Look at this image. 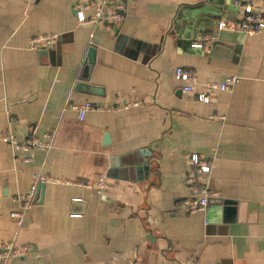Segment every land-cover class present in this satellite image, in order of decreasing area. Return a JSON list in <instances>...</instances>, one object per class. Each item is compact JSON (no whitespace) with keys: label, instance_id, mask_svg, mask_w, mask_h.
<instances>
[{"label":"crops","instance_id":"obj_1","mask_svg":"<svg viewBox=\"0 0 264 264\" xmlns=\"http://www.w3.org/2000/svg\"><path fill=\"white\" fill-rule=\"evenodd\" d=\"M238 1L264 10L130 0L121 25L94 28L77 0H0V243L30 247L10 264H264V33L218 30L238 21ZM231 76L230 91L209 89ZM84 103L103 111L81 120L70 107ZM4 134L46 147L17 150ZM193 155L213 163L221 202L189 214ZM143 158L147 173L134 167ZM113 159L119 179L107 177ZM37 176L47 180L19 225L11 213Z\"/></svg>","mask_w":264,"mask_h":264},{"label":"built area","instance_id":"obj_2","mask_svg":"<svg viewBox=\"0 0 264 264\" xmlns=\"http://www.w3.org/2000/svg\"><path fill=\"white\" fill-rule=\"evenodd\" d=\"M130 0H77L75 10L77 12L79 21L83 25H92L94 28L99 26H107L111 28L114 25H121L126 17L127 4ZM236 6L240 10V18L237 22L229 24L222 21L218 25L219 31H230L235 33H241L246 36H256L264 33V10H255L251 5L236 2ZM86 10H92L93 15L87 17ZM59 37L56 35L46 36L38 39H34L32 47L51 46L58 42ZM196 46H201L197 43ZM175 77L179 81L185 83H191L196 81L194 74L184 71L182 68H177ZM241 81L240 77L231 76L228 77L223 83H211L209 89L212 91L228 92L234 88ZM182 92L189 95L193 92V88L185 86ZM213 96L201 94L197 96V100L201 103H210ZM138 104H136L137 106ZM74 112L78 114L79 119L83 120L89 112L103 111L101 107L92 105L91 103H84L81 105H71L70 107ZM2 140L9 144L11 147L21 149H35L40 150L44 147L40 142L26 141L20 143V141L12 134H4ZM190 166L193 169V174L187 178V184L191 188L192 196L186 201H182L181 207L186 208L189 214H195L200 211H204L209 206V200L211 198L219 197L220 193L212 188V171L213 163L208 160H203L197 155L190 157ZM47 179L42 176H37L32 186L31 193L25 197L17 198V202L21 205L20 211L11 213L12 219L16 220L19 225L22 224L25 219L26 213L34 204L38 186L42 181ZM96 187L99 190L104 188V180L100 179L96 183ZM30 247H18L14 242H2L0 243V264H10L13 260L24 258Z\"/></svg>","mask_w":264,"mask_h":264},{"label":"water","instance_id":"obj_3","mask_svg":"<svg viewBox=\"0 0 264 264\" xmlns=\"http://www.w3.org/2000/svg\"><path fill=\"white\" fill-rule=\"evenodd\" d=\"M214 44H215V45H223V43L220 42V41H216V42H214ZM94 55H95V50H94V49H90V52H89V63L92 64V65L94 64ZM85 89H86V90L88 89V91H89L90 93H94V94H98V93H100V90H99L98 88H96V87H85ZM112 161H113V162H112V168H111V170L109 171L107 177H108V178H111V179H119L120 177H119V175H118L117 170L120 172V169L118 168L120 164L117 163V162H118L117 159H113ZM134 167H136L137 170H139V171H144V170H145L146 173L150 171V165L147 164V160L144 159V158H143L142 160H140L139 162L135 163ZM122 172L124 173V171H121V173H122ZM125 173H126V171H125ZM125 178H126V177H125ZM137 181H139V180H137ZM105 186H106V183L104 184V187H105ZM215 201H218L219 203L221 202V201H219V200H214V198H211V199L209 200V205H212V204H214V203H217V202H215ZM74 203H75V205H77L78 207H83V209H84V207H85V203H83V202H80V201H74ZM82 212H83V211H82Z\"/></svg>","mask_w":264,"mask_h":264}]
</instances>
